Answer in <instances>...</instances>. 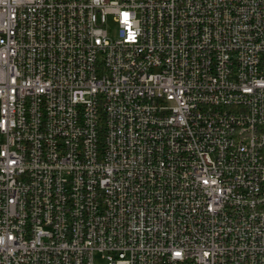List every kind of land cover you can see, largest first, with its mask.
Instances as JSON below:
<instances>
[{"label": "built area", "instance_id": "built-area-1", "mask_svg": "<svg viewBox=\"0 0 264 264\" xmlns=\"http://www.w3.org/2000/svg\"><path fill=\"white\" fill-rule=\"evenodd\" d=\"M0 264H264V0H0Z\"/></svg>", "mask_w": 264, "mask_h": 264}, {"label": "rangeland", "instance_id": "rangeland-1", "mask_svg": "<svg viewBox=\"0 0 264 264\" xmlns=\"http://www.w3.org/2000/svg\"><path fill=\"white\" fill-rule=\"evenodd\" d=\"M116 32H117V27L112 25L111 26V35L114 37L116 35Z\"/></svg>", "mask_w": 264, "mask_h": 264}]
</instances>
